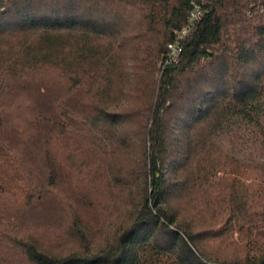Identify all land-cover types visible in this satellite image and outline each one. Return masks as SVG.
<instances>
[{"label": "trees", "instance_id": "trees-1", "mask_svg": "<svg viewBox=\"0 0 264 264\" xmlns=\"http://www.w3.org/2000/svg\"><path fill=\"white\" fill-rule=\"evenodd\" d=\"M192 1L0 0V264H264V0Z\"/></svg>", "mask_w": 264, "mask_h": 264}, {"label": "built area", "instance_id": "built-area-1", "mask_svg": "<svg viewBox=\"0 0 264 264\" xmlns=\"http://www.w3.org/2000/svg\"><path fill=\"white\" fill-rule=\"evenodd\" d=\"M202 2L203 0H200L199 2H191L192 8L188 13V17L183 29L178 32V35L174 41H171L167 44L168 59L171 62H175L179 57V53L181 51L180 39L185 36L187 32L193 29L196 24L201 20L202 14L204 13Z\"/></svg>", "mask_w": 264, "mask_h": 264}, {"label": "rangeland", "instance_id": "rangeland-1", "mask_svg": "<svg viewBox=\"0 0 264 264\" xmlns=\"http://www.w3.org/2000/svg\"><path fill=\"white\" fill-rule=\"evenodd\" d=\"M224 139V143H225V145L226 144H230L231 143V141H230V138L229 137H225V138H223Z\"/></svg>", "mask_w": 264, "mask_h": 264}]
</instances>
